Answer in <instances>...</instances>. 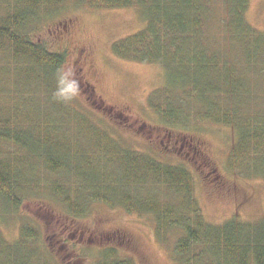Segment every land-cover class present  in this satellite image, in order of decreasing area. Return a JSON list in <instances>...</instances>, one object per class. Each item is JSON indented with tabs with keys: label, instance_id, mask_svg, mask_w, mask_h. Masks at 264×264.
Returning <instances> with one entry per match:
<instances>
[{
	"label": "trees",
	"instance_id": "trees-1",
	"mask_svg": "<svg viewBox=\"0 0 264 264\" xmlns=\"http://www.w3.org/2000/svg\"><path fill=\"white\" fill-rule=\"evenodd\" d=\"M218 1L221 14L215 0H0V206L16 212L29 192L45 188L44 182L34 181L41 173L63 177L66 185L56 179L47 191L65 205L68 215L84 217L93 204L150 214L160 241L174 235L175 264H264V218L209 223L187 168L134 149L109 135L93 112L72 99L54 98L67 57L37 38L46 15L65 4L143 9L146 28L117 42L114 54L179 74V86L187 91L184 96L160 91L163 104L154 108L159 117L173 126H186L191 118L231 128L239 135L233 158L246 162V170L256 176L264 166V118H241L239 110L251 91L235 74H247L244 70L263 57L264 34L247 21L250 0ZM217 17L223 27L212 33L209 25ZM220 33L224 45H218ZM185 99L203 105V112L189 110ZM1 217L0 223H6ZM23 226L18 246L26 249L19 255L10 246L7 253L1 248L3 264L34 263L26 242L36 246L39 233L29 222ZM109 255L115 260V252Z\"/></svg>",
	"mask_w": 264,
	"mask_h": 264
},
{
	"label": "rangeland",
	"instance_id": "rangeland-1",
	"mask_svg": "<svg viewBox=\"0 0 264 264\" xmlns=\"http://www.w3.org/2000/svg\"><path fill=\"white\" fill-rule=\"evenodd\" d=\"M215 5L217 12L223 13L218 0ZM246 18L264 34V0H250ZM44 20L37 38L51 51L66 54L62 71L70 72L69 79L79 82V92L71 98L76 106L93 112L116 139L163 163L187 168L193 177L194 195L209 223L220 225L232 219L258 222L264 218V166L255 176L246 170V162L239 164L233 158L239 135L225 125L203 119L190 118L186 126L164 123L154 108L163 104L160 91L169 90L174 96L187 91L179 86V74H169L162 65L129 61L114 54L117 42L146 28L143 9L95 10L69 3ZM209 27L212 33L222 30L220 17ZM222 37L218 45L227 43ZM230 58L237 65L232 53ZM237 61L241 63L239 55ZM244 71L247 74L235 76L245 80L251 98L243 102L246 107H241L239 114L246 119L256 115L264 118V55ZM185 100L189 110L203 112V105ZM26 174L28 177V170ZM37 179L45 188L29 192L16 212L0 206V222L1 216L7 220L0 223V264L1 248L7 253L5 247L10 246L11 252L20 250L19 255L26 249L18 246L26 222L39 233L36 246L26 242L33 264H112L115 260L175 264L174 235L160 241L150 214L140 216L93 204L86 216L74 218L47 191L56 179L66 185L63 177L41 173L34 177ZM114 252L115 260L109 255Z\"/></svg>",
	"mask_w": 264,
	"mask_h": 264
},
{
	"label": "clouds",
	"instance_id": "clouds-1",
	"mask_svg": "<svg viewBox=\"0 0 264 264\" xmlns=\"http://www.w3.org/2000/svg\"><path fill=\"white\" fill-rule=\"evenodd\" d=\"M70 72L61 71L57 89L54 93V98L63 102H68L74 95L79 92V82L74 79H69Z\"/></svg>",
	"mask_w": 264,
	"mask_h": 264
}]
</instances>
